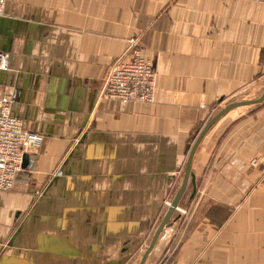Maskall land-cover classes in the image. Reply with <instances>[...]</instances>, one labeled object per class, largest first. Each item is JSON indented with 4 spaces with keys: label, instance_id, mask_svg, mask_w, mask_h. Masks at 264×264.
Returning a JSON list of instances; mask_svg holds the SVG:
<instances>
[{
    "label": "crops",
    "instance_id": "obj_1",
    "mask_svg": "<svg viewBox=\"0 0 264 264\" xmlns=\"http://www.w3.org/2000/svg\"><path fill=\"white\" fill-rule=\"evenodd\" d=\"M0 2L9 56L0 96L43 136L15 187L0 190V264H138L202 127L264 81V5ZM133 37L155 70V102L102 100ZM244 108L197 146L194 181L145 264H264V186L250 164L264 145V108Z\"/></svg>",
    "mask_w": 264,
    "mask_h": 264
},
{
    "label": "built area",
    "instance_id": "obj_2",
    "mask_svg": "<svg viewBox=\"0 0 264 264\" xmlns=\"http://www.w3.org/2000/svg\"><path fill=\"white\" fill-rule=\"evenodd\" d=\"M264 5V0H248ZM0 2V13H1ZM127 49L119 55L106 73L100 98L105 101L153 103L156 91V73L150 59L140 51L138 37L128 40ZM8 53L0 51V73L8 68ZM43 140L39 133L25 127L15 116L9 99L0 96V190H11L21 171L23 155L37 148ZM259 166V182L264 186V145L250 161ZM191 264H207L193 262Z\"/></svg>",
    "mask_w": 264,
    "mask_h": 264
},
{
    "label": "water",
    "instance_id": "obj_3",
    "mask_svg": "<svg viewBox=\"0 0 264 264\" xmlns=\"http://www.w3.org/2000/svg\"><path fill=\"white\" fill-rule=\"evenodd\" d=\"M262 101H264V85L261 87L260 91L255 95L246 94V95L239 96L235 99L228 101L217 113H215L205 123V125L202 127V129L198 133L196 139L194 140L193 144L191 145V147L188 151V155H187V159H186V163H185V167H184V173H183L181 183H180L179 187L177 188V191L175 192V195L173 196L172 200L169 202L167 211L164 214V216H163L161 222L159 223L157 229L155 230L149 245L146 247V249L142 253V255L138 261V264H145V260H146L147 256L149 255V253L151 252L153 246L155 245L157 238L159 237L160 233L162 232L165 225L167 224L169 218L171 217V215L174 213L177 206L179 205V202L183 196V193H184L188 183L189 182L193 183L194 175L191 173V162H192V159H193V156H194V153L196 151L197 146L199 145V143L201 142L203 137L207 134L209 129L228 112L235 110V109L243 108V107H249V106H252L254 104H258ZM31 162L32 161L30 160V154L25 153L23 155L21 167L23 169H25L29 165H31Z\"/></svg>",
    "mask_w": 264,
    "mask_h": 264
},
{
    "label": "rangeland",
    "instance_id": "obj_4",
    "mask_svg": "<svg viewBox=\"0 0 264 264\" xmlns=\"http://www.w3.org/2000/svg\"><path fill=\"white\" fill-rule=\"evenodd\" d=\"M262 83V85L264 84V81H262V82H259V83H257L253 88L254 89H252L251 90V93L249 92L248 94L249 95H255V94H257L259 91H260V89H261V87H262V85H259V84H261ZM155 102V101H154ZM153 102V103H154ZM254 108H257V109H260V108H264V101H262V102H260V103H258V104H254V105H252V106H249V107H247V109H254ZM245 109H246V107L244 108V111H245ZM140 258V257H139ZM191 264V263H190Z\"/></svg>",
    "mask_w": 264,
    "mask_h": 264
}]
</instances>
